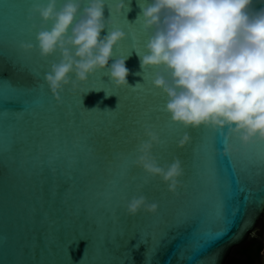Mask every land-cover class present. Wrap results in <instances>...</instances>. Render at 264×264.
I'll return each mask as SVG.
<instances>
[{
	"label": "water",
	"instance_id": "obj_1",
	"mask_svg": "<svg viewBox=\"0 0 264 264\" xmlns=\"http://www.w3.org/2000/svg\"><path fill=\"white\" fill-rule=\"evenodd\" d=\"M117 2L104 0L112 24L100 35L125 32L109 66L125 59L130 87L97 71L81 85L95 90L65 87L57 106L44 77L59 53L40 56L32 24L41 20H28L47 0H0V264H224L259 221L264 229V143L244 148L231 138L233 152L223 156L220 132L173 123L168 97L152 85L158 70L140 67L152 34L142 6L151 0H123L120 15L110 11ZM145 127L160 137L159 166L182 162L179 195L135 166ZM186 132L190 143L177 147ZM141 195L157 213L127 215L126 203Z\"/></svg>",
	"mask_w": 264,
	"mask_h": 264
},
{
	"label": "clouds",
	"instance_id": "obj_2",
	"mask_svg": "<svg viewBox=\"0 0 264 264\" xmlns=\"http://www.w3.org/2000/svg\"><path fill=\"white\" fill-rule=\"evenodd\" d=\"M85 2L88 6L81 12ZM57 4L58 0L34 4L28 16L33 21L38 14L41 20L40 25L32 24L39 28L35 50L43 58L60 56L44 77L57 106L63 103L65 87L81 95L95 90L85 92L81 85L97 71L106 70L116 88L130 87L125 59L109 66L114 47L126 34L112 28L101 37L106 23L112 24L111 19L105 21L104 0H63L59 9ZM252 4L253 0H151L142 6L144 30L152 34L145 45L147 54L140 57L141 69L158 70L152 85L168 97L165 111L173 123L220 132L225 141L223 156L233 152V145L227 143L231 138L244 148L264 143V8L254 11ZM124 7L119 0L110 11L120 15ZM20 47L25 52L34 50L31 43L22 42ZM144 136L147 139L136 149L135 166L148 176L160 177L170 193L179 195L182 162L174 158L170 165L159 166L153 147L161 143L160 137L148 127ZM190 141L186 132L177 147ZM158 207L141 195L126 203V212L154 215Z\"/></svg>",
	"mask_w": 264,
	"mask_h": 264
},
{
	"label": "flooded vegetation",
	"instance_id": "obj_3",
	"mask_svg": "<svg viewBox=\"0 0 264 264\" xmlns=\"http://www.w3.org/2000/svg\"><path fill=\"white\" fill-rule=\"evenodd\" d=\"M251 238L252 237L249 236L241 244L233 247L230 250L224 264H262L261 258L264 257L263 247L261 245L260 250L258 251V254L255 256L254 251L256 250V246L254 247V244L252 246L246 245V242L248 240H251ZM262 239L264 242L263 237H262ZM260 243L262 244L261 240H260ZM248 254L251 257H249V260L246 258L247 259V261H246V260H244V258L247 257L246 255H248Z\"/></svg>",
	"mask_w": 264,
	"mask_h": 264
},
{
	"label": "rangeland",
	"instance_id": "obj_4",
	"mask_svg": "<svg viewBox=\"0 0 264 264\" xmlns=\"http://www.w3.org/2000/svg\"><path fill=\"white\" fill-rule=\"evenodd\" d=\"M255 229L256 230H254L253 231V233H252V235H251V237H258L259 238V240H261V242H262V247H263V252H264V242H263V239H262V235H263V229H262V222H258L257 224H256V227H255ZM253 244H255V242L254 241H251V240H248L247 242H246V245L248 246H252ZM264 254V253H263Z\"/></svg>",
	"mask_w": 264,
	"mask_h": 264
},
{
	"label": "trees",
	"instance_id": "obj_5",
	"mask_svg": "<svg viewBox=\"0 0 264 264\" xmlns=\"http://www.w3.org/2000/svg\"><path fill=\"white\" fill-rule=\"evenodd\" d=\"M251 241H254L255 244H254V247L256 246V250L254 251V254L255 256L258 254V251L260 250V247H261V243H260V240L258 237H252L251 238ZM250 252V251H249ZM247 257L244 258V260L247 261V259L249 260V257H251L249 254L246 255ZM247 258V259H246Z\"/></svg>",
	"mask_w": 264,
	"mask_h": 264
},
{
	"label": "bare ground",
	"instance_id": "obj_6",
	"mask_svg": "<svg viewBox=\"0 0 264 264\" xmlns=\"http://www.w3.org/2000/svg\"><path fill=\"white\" fill-rule=\"evenodd\" d=\"M263 231H264V229H263ZM264 233V232H263Z\"/></svg>",
	"mask_w": 264,
	"mask_h": 264
}]
</instances>
